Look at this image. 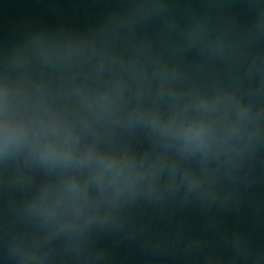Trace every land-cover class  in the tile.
Returning a JSON list of instances; mask_svg holds the SVG:
<instances>
[{
	"label": "water",
	"instance_id": "obj_1",
	"mask_svg": "<svg viewBox=\"0 0 264 264\" xmlns=\"http://www.w3.org/2000/svg\"><path fill=\"white\" fill-rule=\"evenodd\" d=\"M5 115L0 264H264V0H0Z\"/></svg>",
	"mask_w": 264,
	"mask_h": 264
},
{
	"label": "clouds",
	"instance_id": "obj_2",
	"mask_svg": "<svg viewBox=\"0 0 264 264\" xmlns=\"http://www.w3.org/2000/svg\"><path fill=\"white\" fill-rule=\"evenodd\" d=\"M21 128L13 127L10 125L9 118L7 115L0 120V153H7L11 147L19 142L21 137ZM196 139H199V133L196 135ZM185 143H189V139L185 137ZM74 154V149L71 145L64 144L56 146L45 142L38 149V155L43 162H69ZM103 169H101V172ZM134 177H125V185L130 189ZM50 210H46V215Z\"/></svg>",
	"mask_w": 264,
	"mask_h": 264
}]
</instances>
